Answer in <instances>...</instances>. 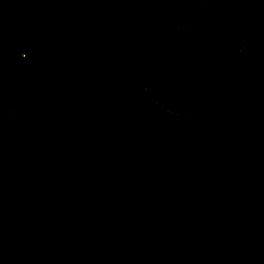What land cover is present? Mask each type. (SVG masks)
Returning <instances> with one entry per match:
<instances>
[{"label":"trees","instance_id":"trees-1","mask_svg":"<svg viewBox=\"0 0 264 264\" xmlns=\"http://www.w3.org/2000/svg\"><path fill=\"white\" fill-rule=\"evenodd\" d=\"M92 9V0H0V43L20 30L18 44L29 48L59 34L66 43L86 47L95 33L76 14ZM173 42L181 68L174 97L159 80L150 92L134 79L147 82L158 67L150 53L140 51L141 45L131 44L133 51L113 54L111 70L100 77L96 91L75 103L76 112L96 120L103 133L134 128L149 135L126 145L105 167L110 203L131 193L133 180L153 181L159 173V182L150 184L138 210L122 211L114 217L121 219L116 229L111 228L104 219L110 210L96 213V189L87 162L52 158L13 167V174L0 181V264H51L78 237L85 239L81 253L88 255L90 264H219L230 244L235 207L226 210L215 193L203 192L196 159L214 161L216 174L229 179L236 198L243 163L202 120L183 66L182 32L174 31ZM263 58L264 0H216L204 68L216 94H227V116L256 148L264 178V77L244 84L254 62ZM31 127L33 138L51 155L65 154L72 144L81 158L95 151L87 132L52 110L36 115ZM263 237L264 190L250 239Z\"/></svg>","mask_w":264,"mask_h":264},{"label":"rangeland","instance_id":"rangeland-1","mask_svg":"<svg viewBox=\"0 0 264 264\" xmlns=\"http://www.w3.org/2000/svg\"><path fill=\"white\" fill-rule=\"evenodd\" d=\"M191 2L92 0L91 11L76 14L80 23L95 33L94 42L86 47L66 43L59 34L29 48L18 44L20 30L9 35V42L0 43V181L13 174V167H25L52 158L84 161L91 165L97 197L96 213L101 215L110 210L104 219L114 229L121 220L114 217H120L122 211L135 213L148 195L150 184L159 182V173L154 175L153 181L133 180L131 193L110 203L106 194L105 167L118 157L126 145L149 135L134 128L103 133L98 129L96 120H89L76 112L75 103L96 91L100 77L111 70L113 54L133 51L131 44L141 45L140 51L150 53L158 67L153 79L147 82L138 77L134 79L150 92L156 90V80H159L168 85L174 97L180 86L181 68L176 58L173 35L174 31L183 33L182 25H185ZM208 3L209 0H206L205 7ZM262 77L264 58L254 62L244 84L247 86ZM220 95H217L220 106L227 113L229 98L227 94ZM154 100L158 103L156 98ZM46 110L54 111L87 132L96 144L94 153L81 158L79 148L72 144L65 154L51 155L44 144L33 138L35 129L31 127L34 117ZM175 112L173 115L179 117L180 112ZM196 161L195 170L202 181L203 192L215 193L224 209H236L240 198H236L232 186L228 184L229 179L222 180L221 174H216L218 165L205 158ZM208 161L212 165L204 167L203 163ZM219 213L220 210H217V215ZM84 243L85 239L80 237L72 239L56 261L62 264H90L88 255L81 253ZM241 264H264V237L250 239L249 236Z\"/></svg>","mask_w":264,"mask_h":264},{"label":"water","instance_id":"water-1","mask_svg":"<svg viewBox=\"0 0 264 264\" xmlns=\"http://www.w3.org/2000/svg\"><path fill=\"white\" fill-rule=\"evenodd\" d=\"M192 0L184 25L182 60L193 87L201 118L206 126L221 135L241 156L243 173L241 194L235 209L230 244L219 264H241L248 238L263 199V167L250 139L228 118L204 68L206 35L216 0Z\"/></svg>","mask_w":264,"mask_h":264},{"label":"built area","instance_id":"built-area-1","mask_svg":"<svg viewBox=\"0 0 264 264\" xmlns=\"http://www.w3.org/2000/svg\"><path fill=\"white\" fill-rule=\"evenodd\" d=\"M166 111L169 112V113H171V114L176 113L175 111L170 110V109H166ZM54 264H62V263H60V262H55Z\"/></svg>","mask_w":264,"mask_h":264}]
</instances>
